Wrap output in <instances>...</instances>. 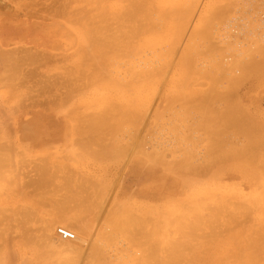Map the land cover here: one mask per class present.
Wrapping results in <instances>:
<instances>
[{
  "label": "rangeland",
  "instance_id": "374dc122",
  "mask_svg": "<svg viewBox=\"0 0 264 264\" xmlns=\"http://www.w3.org/2000/svg\"><path fill=\"white\" fill-rule=\"evenodd\" d=\"M30 1L33 2L32 0H0V51L18 49V47L25 46L32 50L31 52L37 50L36 52L43 55L38 61L34 59V62H26L22 65V69L24 68L26 71L32 66H37V71H39L38 75L32 78L22 77L24 79H17V81H13L14 83L7 79H0V109L2 110H0V152L7 153L6 155L9 158L5 168H0V173L9 180V182L2 181V185L0 184V264H58L65 257L67 259L70 257V260L72 259V261L68 259L70 264H133L143 251L142 247L136 246L135 244L138 238L133 243L122 232L112 231L109 235L107 234L111 229L108 225L107 217L109 216L107 214H109L112 208V203L115 205V203L122 202L123 205L136 210L137 213L141 209L155 208L157 212H160V215H164L165 203H172L173 205L178 201H183L193 196L194 184L197 185L195 182H200L201 186H204L203 184L206 183L205 185L217 187V191L220 190L218 191L219 193L224 191L222 193L226 194L225 197L229 195V199L234 200L232 201L234 202V206L237 201L240 203L248 201L253 194L260 191V185L264 181V170L261 171L262 169L258 171L261 174L254 178L252 174H249L242 168L240 169L239 166L234 168L229 166L231 168L224 167L223 169L220 165H215V169L213 166L208 172L206 171L200 175H181L177 177L170 171H167L163 166L150 161L148 159L150 157L148 151H153L150 147L153 145L154 140L161 141L168 139L164 144L170 142V146L163 145L170 149L171 147H176L179 143L178 141H183L185 138L193 141H198V137H200V140L204 139V130L201 135L199 133L201 130L197 132L196 127L189 126L193 123L195 125L200 119V114L196 111V109L198 110L197 103L194 104L196 106L192 109L197 107L195 111L198 113L190 109L187 120H184L182 117H179L181 116L180 113H177L184 105L179 99L182 96L191 97L193 92L201 93L210 89L209 87L212 86L211 78L208 76V79L204 73H197L194 71L195 69L202 68L209 70L212 66L220 63H223V68L225 69L230 62L236 63L238 60L244 59L246 52L251 51L253 55L255 54L256 48L264 43V0H184L186 5H190L191 2L193 3L192 8L190 7V22H188L189 24H187L180 41L172 46L173 52L171 51L170 53L172 56H163L165 58L162 57V54H157L161 51L164 52L168 48V43L165 41L158 40L154 47L150 48L141 46V40L144 38L143 34L128 37L132 33L131 30L137 25V22L143 20L137 17L135 21H131V19L128 20L126 15L123 16L124 10L128 9L131 5L129 0H101L102 2L99 0H91L90 2L92 3L86 0H77V2L76 0H34L33 4ZM42 2L44 3L42 4ZM59 2L63 4L57 5ZM100 2L101 5L108 6V8L110 7L109 10H113L119 14L111 16V13H108L105 21H102V25L104 23L108 25H104L106 26L103 34L104 39L110 38L109 40H111L117 37L119 35L116 30L117 27L121 24L125 25L123 27L125 29H121V31H124V34L120 37V41H116L119 44V52L114 55L115 58L109 59L108 69L112 72L114 70H124L130 68V65L136 61L139 63V61H144L146 58L150 59L152 62L151 65L155 66L162 59L167 62L169 60L170 62L169 65V62L167 63L168 67L167 65L165 66L166 72L164 71V75L162 74L155 78L154 83L148 90L142 87V92L137 94L139 105L143 104L138 112H143L144 115L146 113L145 116L143 115L139 126L125 124L118 127V125L111 122H103L94 126H85V124L79 126L74 119L80 115L91 113L98 107L99 105L95 103H97V99L103 93L100 86L98 88L99 83L94 84L91 80L89 81V76L86 75L95 68L94 66L96 65L92 64L95 60L86 56V58H83L82 63V61L79 62L77 59L79 49L87 45L86 37L85 41L83 34H81L82 29L79 26L81 24L77 20H80L79 17L83 16L84 10L88 11V13L91 11V14L95 13L92 10ZM148 2H150L149 5L151 8L157 5V0H148ZM37 3H39L38 6ZM34 4L36 6H28ZM56 5L57 7H55ZM209 5L211 6L209 7ZM27 6L29 8L32 7L30 8L31 11H26V9H29ZM60 8H62L61 11L64 9V12H61ZM216 12L222 18L218 15L217 18L212 15L214 17L213 24L215 28L212 26L214 29H211L213 33L209 32L210 36H208L210 39H207V36L203 37L205 41L207 40L206 42L201 38H199L200 40L198 39L200 46H198V49L200 48L199 50L201 51L206 49V56L202 52V56L204 57L200 54L196 55L197 57L194 58V63L192 62L194 69L189 70L188 68V71L184 73L186 74L184 77V69L179 64H181V55L184 52L189 35L197 23L198 26L202 25L201 23L204 22L206 17ZM61 14L63 15L61 16ZM120 17H124L125 20L123 18L120 19ZM199 18L200 20L197 21ZM227 42L232 44H229V46ZM135 49H138V52H136L137 55L132 56L130 54L131 56H129L128 52ZM205 51H203L204 54ZM42 59L44 62H42ZM29 63H33L34 65ZM3 64L4 62L0 57V66ZM65 70L67 71L65 72ZM243 73L245 72L240 73V76ZM248 73L249 71L245 76L242 75L240 77L242 79H239L240 81L235 83L237 85L232 84V86L235 85L234 90L237 86V96L245 107L247 106L251 112H259L260 116H264V80L259 79L256 73H251L252 75ZM114 74L112 73L111 76L113 77ZM71 76L72 78H70ZM237 76L239 77V74ZM30 79L33 80L31 81ZM111 80V77H109L102 84H109L111 86ZM44 85L46 86L44 87ZM222 85L227 84L223 83ZM42 89H45L44 93ZM131 89L133 88L124 87L120 89L121 92L125 93L123 98H136V95L133 94ZM218 89H220V86ZM48 94H50V97H48ZM104 94L111 98V101L107 102V104L121 105L124 103L121 99L122 95L120 96L118 92L110 90ZM43 95L46 97L43 98ZM26 99H30L29 102ZM75 99L76 101H74ZM191 100L195 101L192 97ZM18 101H21L19 105L17 104ZM36 102L42 106H35L34 104ZM47 105H51L47 107L49 110L45 108ZM130 110L134 111V108L130 107ZM131 111L129 112L134 113ZM7 118L10 119L8 120ZM33 118H36L41 123L38 124L36 131L38 136L31 140L26 138V133L31 129V126L27 128L23 127L27 121H31ZM258 119L264 122V118L257 117ZM185 125L187 128H185ZM261 126L264 129V124ZM191 130L193 131L192 133H190ZM80 131L85 133L88 131L92 132V134L96 133V137L98 135L99 137L96 138L93 136L95 140H90L89 136L86 139L82 137ZM183 136L184 138H182ZM86 141H88L87 144ZM206 142L205 138L204 143L202 142L201 144H206ZM113 145L116 147L114 148ZM109 147L112 149H107L110 151L105 152L106 148ZM6 150L11 152L9 153ZM111 150L113 151L111 152ZM145 152L148 154L146 155ZM106 153L108 154L107 156ZM164 155H166L164 157L165 160L171 159L169 151H166ZM15 157L17 158L15 159ZM41 169L43 170V178L38 176L41 174H39ZM39 178L40 181L38 182ZM261 179L263 180L261 181ZM36 183L37 185H35ZM230 196L232 197L230 198ZM80 198L84 201H81ZM232 202L229 205L230 207L224 206V210L222 211V215L224 216L222 220L226 221L222 223L220 218V222L214 224L216 226L215 230H217V233L213 236L215 239L212 235L207 234L210 236V242L207 245V237L201 236V238L199 236L203 230L204 234L213 232L212 226L210 225H207L202 231H197L196 234L198 237L193 240L195 244L192 242L193 254H191L192 251L190 255L189 252H186L188 258L184 259V262L182 261L181 264H212L216 258L221 257V253L225 248H229L225 242H229L228 236L232 231L241 232L245 235L252 227L256 228L264 219L263 214L259 210H257L259 212H256V209L252 206L251 218H249L250 216L247 217L251 220L246 219L243 222L244 215H247V213L244 214V212L237 210ZM61 211H64L69 216L79 215L81 213L79 216H84L90 221V225L92 226L91 235L88 237V240L91 238L90 242L92 244L99 241L103 244L101 249L102 254L98 255L95 258L96 260L90 255L89 248H87L85 255L80 254L82 255L81 258L80 255L77 257V255H72V253L62 254L51 250L49 246L46 247L43 236L45 223L52 222L58 217L57 215ZM181 212L183 211L179 210V213ZM89 213L90 216L88 215ZM227 215L229 216L227 217ZM232 216L235 218H232ZM229 219H238L240 224L243 223V226H238V220L235 222L232 221L231 224L230 222L226 223ZM232 224H234L233 227L231 226ZM244 231L245 233H243ZM105 234L107 237L104 236ZM6 237L7 239H5ZM235 241L232 240L228 244L232 245L235 243L234 246L240 244V248L244 245L242 241ZM217 243H220L218 244L220 246L218 250L216 248ZM254 249L257 250L256 247ZM159 252H161L159 255L163 256L165 254L162 250H159ZM229 256L230 254L224 251L223 264H236L234 262L235 258ZM214 264H217V262Z\"/></svg>",
  "mask_w": 264,
  "mask_h": 264
},
{
  "label": "bare ground",
  "instance_id": "6f19581e",
  "mask_svg": "<svg viewBox=\"0 0 264 264\" xmlns=\"http://www.w3.org/2000/svg\"><path fill=\"white\" fill-rule=\"evenodd\" d=\"M32 1L34 2V0H32ZM39 1H41V0H39ZM86 1L89 3H92V2H90L91 0H86ZM99 1H101V0H99ZM129 1L131 3V5L129 6L130 8L128 7V9L124 10L123 16L126 15L128 20L131 19V21L132 20L135 21L137 19V17L140 19H143V20H141V21L139 20V22H137V25L134 28L132 27L133 28L131 30L132 33H130V35H128V37L143 34L144 38L141 40L142 41L141 46H147L150 48H153L156 41H158V40L165 41L166 43H168V48L165 49L164 52L160 50L162 53L159 52L157 54L158 55L162 54V57L163 56L169 57L171 51L173 52L172 46L174 44H177L180 41L182 34L184 33V31L187 27V24H189L188 22H190V16H191L190 7L192 8L193 3L191 2L190 5H186V2L184 0H157V5L154 6V8H151L149 5L151 1L148 2V0H129ZM33 2H31V3L33 4ZM76 2H77V0H76ZM101 2H100V4H98L96 6V8L94 10H92L95 13L91 14L90 13L91 11H90L89 12L90 15H89L88 11L84 10L83 16H80L79 17L80 20H77L81 24L79 26L82 29L81 34H83V37H84L83 39L85 40V37H86V40H87V45L83 46V47H81V49H79L77 59L80 62L83 60L84 57L86 58V56H87V57H91V59L95 60L94 63H92L93 65H96V66H94L95 68L91 71L89 68L90 73H88L86 75L89 76V78H88L89 81L91 80L94 84L99 83L98 88L100 86V88L103 90V93L100 95L99 99H97L98 100L97 103H95V104L99 105L98 107H96L91 113H86V114H83L82 116L80 115L79 117H76L74 119L77 121L79 126L81 124H85V126H87V125L94 126V125H97V124H100L103 122H111L113 124L118 125V127H121L122 125H125V124H134V125L139 126L140 121H141L144 113L138 112L139 108L141 107V105L143 106V104L139 105V98L137 97V94L142 92V87H143V89H146V90L149 89V87L154 83L155 78H157L158 76H160L164 73L165 66L167 65L169 60L167 62L164 59H162V61H160L161 63L159 62V64L155 66V65H151V63H152L151 60L146 58V59H144V61L143 60L139 61V63H137V61H136L135 63L130 65V68H126L124 70L123 69L122 70H114L112 72L110 69H108L109 62H110L109 59L115 58L114 55H116V53L119 52L118 51L119 44L116 43V41H118V40L120 41V37L124 34V31H121V29H125V28H123L125 25L121 24V25H119V27H117L116 30L119 33V35H117V37H114L111 40H109L110 38L104 39L103 34H104V30L106 29V26H104V25L106 23H104V25H102V21L103 22L105 21V18L108 15V13H111L110 15L113 16L114 14H118V12H115L113 10H109L110 7L108 8V6L101 5ZM43 3L44 2H42V4ZM63 3H65V2L63 1ZM127 3H128V1H127ZM38 4L39 3H37V6H38ZM62 4H60V2H59L57 5H62ZM57 5L55 7H57ZM28 6H36V4L28 5ZM51 6H49V7H51ZM63 6H65V5H63ZM210 6L211 5H209V7ZM30 8H32V7H30ZM30 8L26 9V11L30 10ZM61 9L62 8H60V11H61ZM85 9H86V7H85ZM32 10L35 11L34 9H32ZM44 10H45V8H44ZM219 12H220V10H219ZM120 13H121V11H120ZM40 14H42V12H40ZM40 14H38V15L40 16ZM69 14L71 15V13H69ZM62 15L63 14H61V16ZM212 15L217 18L218 13L216 12V13L211 14V16L206 17L204 22L201 23L202 25L198 26V23H197L194 26L193 31L189 35L187 43L185 44V47H184V52L181 55L182 56L180 59L181 64H179L180 67L182 69H184L183 74L188 71V68H189V70L194 69V67H193L194 62L193 61L195 60L194 58L197 57L196 55L200 54L202 56V53H203V55L206 56V51H207L206 49L203 50V51L206 50L205 54L203 51L199 50L200 48L198 49V46H199L198 39L201 38L204 40L203 37H205V36H207V39L208 38L210 39V37H209L210 33H213L212 30H214L212 28V26L215 28V26L213 24L214 23V21H213L214 17ZM73 16H74V14H73ZM218 16H220V15H218ZM121 18H123L125 20L124 17H120V19ZM62 19H64V18H62ZM72 19H75V18H72ZM199 20H200V18L197 21H199ZM69 23H70V21H69ZM122 23H123V20H122ZM215 25H216V23H215ZM43 26H45V25H43ZM109 27H110V25H109ZM59 28H60V25H59ZM77 31H79V30H77ZM129 32H130V30H129ZM211 36H212V34H211ZM131 40H132V38H131ZM131 44H133V43H131ZM225 44H226V42H225ZM229 44L231 45L232 43H228L227 45H229ZM31 51L32 50H30L29 48H26L25 46L21 47V48L18 47V49L0 51V57L4 62V64L2 66H0L1 67L0 68V79H7V80H10V82H13V81H17V79L18 80L24 79L22 77L32 78L33 76L38 75L39 71H37V68H38L37 66H32L29 69H27V71L24 70V68L22 69V65H24L26 62H31V61L34 62L35 60L38 61L43 56L39 52H36L37 50H35L34 52H31ZM136 52H138V49L130 50L128 52V55L129 56L137 55ZM254 55L252 54L251 51L246 52V54H244V59L238 60V62H236V63L230 62L228 67L225 69L223 68V63L217 64L216 66H212L211 69H209V70H204L202 68L195 69L194 71H196L197 73H200V74L204 73L207 75V77L209 76L211 78L210 80L212 82V86L210 85L211 86V87H209L210 89L205 90L201 93L193 92L191 97L194 98L195 101L191 100L190 96L189 97L182 96V97H180V99L178 98L180 101H182V104H184V105L182 106V109L180 108L181 112L179 111L177 113L178 114L180 113L181 116H179V117H182V119L187 120V116L190 113V109H191V111L192 110L195 111V109L198 107V110L196 109V111L199 112L200 119L197 121V123H195V125L193 123L189 126L196 127L195 129L198 130L197 132H199V130H201V132H199L201 135H202V132L205 131V133H203L205 135L204 139L200 140V137H198L199 138L198 141L188 140L186 138L183 141L177 140L179 142L178 145L176 147H171L170 149L167 148L166 146H164V145L170 146V144H169L170 142L167 144H164L168 141V139L161 140V141H155L154 140L153 145H151V147H150L151 150H153V151H151V152H149L150 150L148 151V153H150L149 154L150 157H148V159L150 161L155 162V164H157V165L163 166L167 171H170L173 175H175L177 177H180L181 175H183V176H185V175H187V176H189V175L190 176L200 175L201 173H204L206 171L208 172L211 168H213V166L215 169V165H220L221 168H223V169H224V167L228 168L229 166H232L233 168L239 166L240 169L242 168L243 170L247 171L249 174H252V176L254 178L259 176L261 173L258 171L260 169H262L261 171L264 170V129H262V126H261L262 124H264V122L259 120V119L257 120V117L264 118V116H260L259 112L258 113L251 112L247 106L245 107L241 103L240 98H238V96H237V92H236L237 86L234 90L235 85H237L235 83L240 81L242 79L240 77H242V75L245 76L248 71H249V73H248L249 75L251 73H256L259 76V79L264 80V43L259 45L258 48H256ZM170 56H172V55H170ZM204 56H202V57H204ZM163 58H165V57H163ZM49 60H50V58H49ZM158 60H159V58H158ZM42 62H44L43 59H42ZM82 63H83V61H82ZM29 64L32 65L33 63H29ZM169 64H170V62L168 63V65ZM168 65H167V67H168ZM39 66H40V64H39ZM70 68H72V67H70ZM236 68L239 69V70L237 69L238 70L237 74H236V71H237ZM66 71L67 70H65V72ZM111 72L115 73L113 75V77L111 76L112 75ZM242 72H245V73L241 74V76H240V73H242ZM40 74H41V72H40ZM238 74H239V77L237 76ZM249 75H248V77H249ZM185 76H186V74H184V77ZM109 77H111V79H112L111 80L112 85L111 86H109V84L103 85L102 83H104V81L106 79L108 80ZM209 77H208V79H209ZM70 78H72V76ZM7 80H5V81H7ZM30 80L32 81L33 79H30ZM26 83H27V81H26ZM223 83L227 84L228 86L222 85ZM89 84H90V82H89ZM232 84H235V85L232 86ZM90 85L93 86L92 84H90ZM45 86L46 85H44V87ZM219 86H220V89H218ZM124 87L133 88V89H131V91L133 92L134 95H136V98L135 97H133V98L130 97V98H126V99L123 98V95L125 93L121 92L120 89L124 88ZM118 88H120V89H118ZM24 90H26V89H24ZM44 90H43V93H44ZM110 90L114 91V92H118L120 94V96L122 95L121 99L123 100L124 103H122L121 105L120 104L119 105L107 104V102L111 101V98H110V96H108L104 93H107V91H110ZM217 90H219V91H217ZM47 91H48V89H47ZM19 93H21V92H19ZM29 95H30V93H29ZM40 95H42V94H40ZM49 95L50 94H48V97H50ZM20 96H22V95H20ZM42 97L44 98L46 96L43 95ZM52 98H54V97H52ZM60 98H61V96H60ZM29 100H27V101L29 102ZM50 100H52V99H50ZM63 100H65V99H63ZM41 101H43V100H41ZM61 101H62V99H61ZM74 101H76V99ZM20 102L18 101L17 104L19 105ZM32 102H34V101H32ZM47 103H52V102H47ZM218 103H220V105H218ZM194 104H196L197 107L195 109H192L196 106ZM29 105H30V103H29ZM34 105L37 107L42 106L41 104H39L37 102ZM45 105H46V103H45ZM48 106H51V105H47L45 108H47ZM130 107H133L134 111H131ZM54 108H55V106H54ZM47 110H49V108H47ZM129 111L134 112V113H130ZM198 112H196V113H198ZM145 115H146V113H145ZM7 119L9 120L10 118H7ZM2 120H3V118H2ZM180 122H181V120H180ZM195 122H196V120H195ZM40 123L41 122H39L36 118H33L31 121H27L26 125L24 123L25 126L23 128H27V127L31 126V129L26 133V138L32 140V139H35L36 136H38V133L36 131H37L38 124H40ZM185 128H187L186 125H185ZM192 130L190 133L193 132ZM83 131L82 132L80 131L81 132L80 134L82 135V137H85L86 139H88L89 136H90V140L94 139V137H96V135H97L96 133L92 134V132H88V131L85 133ZM98 137H99V135L96 138H98ZM182 138H184V136ZM205 138L207 141L206 144H201L202 142L204 143ZM240 138H241V140H240ZM24 140H26V139H24ZM87 142L88 141H86V144H87ZM101 145H103V144H101ZM0 147H1V145H0ZM113 147L115 148L116 146L113 145ZM110 148L111 147L106 148L105 152H107L108 151L107 149H110ZM8 150H9V148H8ZM8 150H6V151H8ZM112 151L113 150H111V152ZM115 151H117V150H115ZM142 151H143V149H142ZM166 151H169V153L171 155L170 160L164 159V157H166V155H164L166 153ZM100 152H101V149H100ZM105 152H103V153L105 154ZM6 154L4 152H0V168H3V167L5 168V166L8 164L9 158L7 157ZM145 154H146V152H145ZM107 155L108 154L106 153V156ZM10 157H11V155H10ZM16 158L17 157H15V159ZM21 158H22V156H21ZM17 162H19V161H17ZM229 168H231V167H229ZM40 171L41 172H39V174L41 173L42 175L40 174L38 176H41L40 178H43V170L41 169ZM33 172H34V170H33ZM248 173L246 174L247 176H248ZM46 176H47V174H46ZM40 178L38 179V182L40 181ZM263 179H261V181ZM2 181H8L9 182L7 177L4 176L2 173H0V184ZM15 182H16V180H15ZM17 183H18V181H17ZM34 183H35V180H34ZM195 183L197 185L194 184V189H193L194 194L192 197H189L183 201H178L176 204H173V205H172V203H167V204L165 203L164 215H160V212H157V210L155 208L141 209L137 213L136 210L126 207L125 205H123L122 202L115 203V205L112 203V208L109 211V214L106 213L109 216V217L106 216L108 218V219L106 218L108 220V225L111 227L110 231L107 232V234L109 235V233L112 231L122 232L123 234L128 236L133 241V243H134V240L136 238H138V240L135 244H136V246L142 247L143 251H142L141 255H139L137 261H134L133 264H181L182 261L184 262V259L188 258L186 252L187 253L189 252V255H190V252L192 251L191 254H193V251H194V250H192L193 249V243H194L193 240H195L194 238L198 237L196 232L199 230L202 231L205 227H207V225L212 226L213 232L204 234V232H203L204 230H203L201 232L202 234H200L199 236L200 237L201 236L207 237V239H208L207 245L209 244L210 236L212 235V237H213V236H215V233H217V230H215L216 226L214 224L219 223L220 218H221L222 223L226 221V220H222V218L224 217L222 215V211L224 210V206L225 207L229 206L231 204V202L234 200L229 199L228 194H227L228 196L225 197L226 194L222 193V192H224V191H222V188H221L222 192L219 193L218 191H220V190L217 191V189H216L217 187L215 188L212 185H205L206 183L203 184L204 186H201L200 182H195ZM30 185L32 186V184H30ZM35 185H37V183ZM260 186H261L260 191L256 194H253L248 201L241 202V203L237 201L235 206H234V202H232L233 206L237 210H239L240 212H244V214L247 213V215L243 214L245 216V218L243 219L244 221L242 220L243 222H245L246 219L251 218L250 213L252 212V209H253L252 206H254V209H256V212L260 211V213L263 214V216H264V181H263L262 185H260ZM243 195H242V197H243ZM231 197L232 196H230V198ZM80 200H81V198H80ZM81 201H84V200H81ZM89 208H90V206H89ZM179 210H182L183 212L179 213ZM257 210H259V211H257ZM84 213H85V210H84ZM79 215H81V213H79ZM79 215L77 214L74 216H69L64 211H61L60 214L57 215L58 217H56L52 222L51 221L46 222L45 226L43 225L44 226L43 236L45 239V245H46V247L49 246L51 250L57 251L58 253H62V254L72 253V255H77V257H79L80 254L85 255L87 248H89L90 255L92 256V258L94 257L93 259H95L98 257V255L102 254L101 249H102L103 244H101L100 241L96 242L95 244L94 243L92 244L90 242L91 238L88 240V237H90V235H91V226L92 225H90V221H88L84 216L81 217ZM88 215L90 216V213ZM86 216H87V214H86ZM228 216L229 215H227V217ZM234 216H232V218ZM248 216H250V217L247 218ZM227 217H226V219H228ZM236 218H238V217H236ZM237 220L229 219L226 223L230 222V224H231L232 221L235 222ZM239 220H240V218H239ZM239 220L237 221V224H238V226L242 227L243 223L241 221L242 224H240ZM249 220H251V219H249ZM263 220L256 228L252 227L250 229V231L245 235H243L241 232H233L232 231L228 236L229 242H225L229 246V248H225L221 253V257L216 258L212 264H214L216 262H217V264H223L222 260H223L224 251L226 253H229L232 258H235L234 262H236V264H264V222H263ZM2 222H3V220H2ZM248 222H250V221H248ZM233 225L234 224H232L231 226L233 227ZM19 227H21V226H19ZM171 227H172V229H170ZM208 228L210 229V227H208ZM228 228H230V227H228ZM62 231H66L70 235L64 236L62 234ZM243 233H245V231ZM207 234H209L210 236H208ZM104 236H106V234ZM216 237H217V235H216ZM229 237H230V239H229ZM213 238L215 239V237H213ZM5 239H7V237ZM26 240H28V239L26 238ZM211 240H212V238H211ZM232 240L234 242H236L235 240H239V242H241V241L244 242L243 243L244 245L241 247L243 249H241L239 247L240 244H238V246H234L235 243L232 244L233 246L229 245L228 243H231ZM198 242H199V240H198ZM219 242H221V241H219ZM218 244H220V243H217V245H216L217 250H218V248H220V246H218ZM212 245H214V244H212ZM24 246H25V244H24ZM85 246H86V248H85ZM255 247L257 248V250L254 249ZM3 248H7V247H3ZM159 250H162V252L164 251L165 254L163 256L159 255L161 253V252H159ZM196 251H197V249H196ZM82 255H80L81 258H82ZM65 258H64V260H68L70 257L68 259L67 258L65 259ZM64 260H61V262L58 264H64V263L70 264V262H69L70 259L68 261H64ZM70 261H72V259ZM123 261H125V260H123ZM191 261H192V259H191ZM225 263H226V261H225Z\"/></svg>",
  "mask_w": 264,
  "mask_h": 264
},
{
  "label": "built area",
  "instance_id": "2783aa9c",
  "mask_svg": "<svg viewBox=\"0 0 264 264\" xmlns=\"http://www.w3.org/2000/svg\"><path fill=\"white\" fill-rule=\"evenodd\" d=\"M62 234L64 235V236H69L70 234L68 233V232H66V231H62Z\"/></svg>",
  "mask_w": 264,
  "mask_h": 264
}]
</instances>
